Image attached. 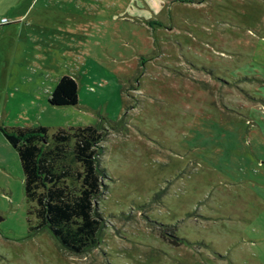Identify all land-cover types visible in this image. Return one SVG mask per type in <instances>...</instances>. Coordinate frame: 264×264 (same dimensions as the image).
<instances>
[{
    "label": "rangeland",
    "instance_id": "374dc122",
    "mask_svg": "<svg viewBox=\"0 0 264 264\" xmlns=\"http://www.w3.org/2000/svg\"><path fill=\"white\" fill-rule=\"evenodd\" d=\"M2 17L39 27L0 26V128L96 126L105 177L97 243L70 254L30 234L0 132V264H264V0H0ZM63 76L76 106L48 103Z\"/></svg>",
    "mask_w": 264,
    "mask_h": 264
},
{
    "label": "trees",
    "instance_id": "16d2710c",
    "mask_svg": "<svg viewBox=\"0 0 264 264\" xmlns=\"http://www.w3.org/2000/svg\"><path fill=\"white\" fill-rule=\"evenodd\" d=\"M48 103L76 106V81L60 78ZM0 132L20 163L30 234L47 230L70 254L95 246L102 222L96 202L105 177L99 165L103 133L96 126L60 128L50 136L42 126L2 127Z\"/></svg>",
    "mask_w": 264,
    "mask_h": 264
},
{
    "label": "crops",
    "instance_id": "0c3cea01",
    "mask_svg": "<svg viewBox=\"0 0 264 264\" xmlns=\"http://www.w3.org/2000/svg\"><path fill=\"white\" fill-rule=\"evenodd\" d=\"M2 18H5V17H2ZM19 19L20 18H14L13 20H9V21H14V22H12V23H10L9 25H12V24H14L13 26H11V27H9V33L10 32H12L11 30H19V29H21V30H28V29H32V28H38L39 26H36V25H38V23L36 22V21H33V22H29V23H26V24H22L21 26H19V27H17V24L19 25V24H21L22 23V21H19ZM51 50V49H50ZM52 51V50H51ZM50 55H52V52H51V54ZM52 57V56H51ZM69 77H71L72 78V76H69ZM31 101H33L32 99H31ZM257 124H259V125H261V127H260V133H258V134H256V136H258V137H260L261 138V140H263L264 141V117H262V120L261 121H259ZM21 127H32V126H26V125H22ZM33 127H38V126H33ZM260 134V135H259ZM264 162H262V164H263Z\"/></svg>",
    "mask_w": 264,
    "mask_h": 264
},
{
    "label": "built area",
    "instance_id": "2783aa9c",
    "mask_svg": "<svg viewBox=\"0 0 264 264\" xmlns=\"http://www.w3.org/2000/svg\"><path fill=\"white\" fill-rule=\"evenodd\" d=\"M10 24V21L6 18H0V26H6Z\"/></svg>",
    "mask_w": 264,
    "mask_h": 264
}]
</instances>
